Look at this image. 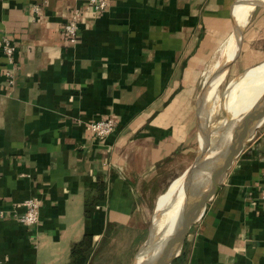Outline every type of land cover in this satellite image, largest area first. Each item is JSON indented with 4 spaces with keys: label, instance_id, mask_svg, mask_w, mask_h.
I'll return each mask as SVG.
<instances>
[{
    "label": "crops",
    "instance_id": "1",
    "mask_svg": "<svg viewBox=\"0 0 264 264\" xmlns=\"http://www.w3.org/2000/svg\"><path fill=\"white\" fill-rule=\"evenodd\" d=\"M106 1L95 10L87 0H0V38H12L16 63L8 82L0 52V264H67L84 233L94 248L108 233L121 239L131 264L162 191L153 185L190 135L204 67L236 37L253 56L237 70L264 58V1L242 20L249 0ZM76 7L79 38L69 44L61 29ZM226 95L232 116L258 113L264 75L248 68ZM100 118L116 122L102 140L88 129ZM263 194L264 121L190 226L184 264H264ZM29 197L39 220L25 226L16 215Z\"/></svg>",
    "mask_w": 264,
    "mask_h": 264
},
{
    "label": "rangeland",
    "instance_id": "2",
    "mask_svg": "<svg viewBox=\"0 0 264 264\" xmlns=\"http://www.w3.org/2000/svg\"><path fill=\"white\" fill-rule=\"evenodd\" d=\"M254 2L255 0H249L246 9H244V14L239 17L241 20L246 16L249 7ZM233 42L228 57L222 61L221 70L218 71V69L211 67V65L206 71V65L202 71L201 81L193 99L195 109L194 124L193 126L191 124L188 125L187 131L190 132V135L181 143L184 146L178 147L176 155L162 166L159 185H153L155 191L159 187L162 188V191L158 199L149 200L148 222L144 233L143 245L137 249V254L133 257V261L136 258L137 261H141L142 256L138 254L146 243L161 233L163 225H166L168 229L171 227L177 214L179 203L183 197L186 182L191 178V176H187V173L194 171L198 167L200 169L205 164H210L216 157V152L220 149V140L227 141L230 138L232 139L228 117L231 114L227 110L226 95L230 83L236 80L249 67L251 74L264 75V55L260 62L253 64L255 66L248 65L242 70H237V68H242L243 66L239 62L240 60L242 61L243 58L252 59L253 56L240 54L241 40L236 39ZM255 58H258V56ZM237 62H239L238 67L236 66ZM232 64H235V66L231 68ZM201 115L203 118H200ZM206 134L209 138L205 137ZM204 175L206 173H199L197 176L200 178ZM197 176L195 175V177ZM147 187L149 188V186ZM150 193L152 195V191ZM156 201L160 212L159 216L155 214ZM114 234L122 237L121 232H115ZM106 235L103 236L96 248L92 247L86 264H124L122 260L125 257L121 253L122 240H115L113 237H110L109 233ZM184 241L185 238L180 244L178 255L181 253ZM184 261L185 259L182 255L177 264H183Z\"/></svg>",
    "mask_w": 264,
    "mask_h": 264
},
{
    "label": "water",
    "instance_id": "3",
    "mask_svg": "<svg viewBox=\"0 0 264 264\" xmlns=\"http://www.w3.org/2000/svg\"><path fill=\"white\" fill-rule=\"evenodd\" d=\"M247 69H245L244 72ZM232 83H230V85ZM229 117L234 121V126L231 132L232 147L230 149V152L228 153L226 158H224L222 161H220L211 169H209L208 172H205L206 175H204L203 177L199 178L197 176L199 174V172H197L199 167L196 168L194 171L187 173V176H191V178L189 179V181L186 182L185 196L198 192L201 188L204 187V185L206 186L209 184H214L216 190V187L221 181L222 177L224 176L226 171H228L232 162L240 152L241 147L245 140L246 133L249 130H251V128L258 127L264 121V104L261 110L256 114H247V115L242 114L236 117L231 115ZM205 137L209 138L207 134ZM195 175L197 177H195ZM209 200L210 199H208L207 201ZM155 214L158 216L160 214L159 208L157 207V201L155 205ZM194 222L195 221H190L185 224L184 231L181 234L180 239H178L177 232L175 229L171 231L167 228L166 225H163L161 227V233L156 238L146 243L143 249L138 254L142 256L141 261H137L136 258V260L134 259V261L131 264H169L172 261V259L178 254L180 244L186 237L190 226ZM152 252L155 253L152 254Z\"/></svg>",
    "mask_w": 264,
    "mask_h": 264
},
{
    "label": "built area",
    "instance_id": "4",
    "mask_svg": "<svg viewBox=\"0 0 264 264\" xmlns=\"http://www.w3.org/2000/svg\"><path fill=\"white\" fill-rule=\"evenodd\" d=\"M88 4L92 6L95 10H103L106 5V0H87ZM33 9L35 12L38 11L39 7L34 4ZM82 9L79 7L74 8L70 11L66 21L62 25L61 35L63 39L69 43H75L79 38V25L81 23ZM0 52L6 60V70L4 75L6 76L8 82H12L13 74L16 69V63L14 61L15 46L12 38L9 35H3L0 38ZM88 129L90 134L99 140L104 139L116 129V122L110 118H100L88 123ZM22 205L24 211L16 215V219L22 225L32 226L36 224L39 220V208L40 204L36 197L26 198ZM261 207L264 213V194L261 198Z\"/></svg>",
    "mask_w": 264,
    "mask_h": 264
},
{
    "label": "bare ground",
    "instance_id": "5",
    "mask_svg": "<svg viewBox=\"0 0 264 264\" xmlns=\"http://www.w3.org/2000/svg\"><path fill=\"white\" fill-rule=\"evenodd\" d=\"M236 38H233V39L236 40ZM225 45H227V44H225ZM228 52H229L228 46L223 48L220 51L216 60L212 63L211 67H214V68L220 70L222 68V60L224 57H227ZM231 141H232L231 138L227 141L220 140V149L218 152H216L217 155L214 158V160L210 164H205L204 166H202L200 169H198L197 172H199V173L208 172L209 169H211L217 163H219L224 158H226V156L228 155V153L230 152V149L232 147ZM214 188H215L214 184H209L206 186L204 185V187L201 188L198 192H195L191 195L185 196V192H186V187H185L183 197H182V199L179 203L178 209H177V214H176V216H175V218L171 224V227L169 228V230H171V231H173L174 229L176 230L178 239H180V236L184 231L185 224L187 222H190V221H196L200 217L202 210H203V207L205 205V202L207 201V198L209 197L211 191ZM155 252H156V250H155ZM155 252H152V254H154Z\"/></svg>",
    "mask_w": 264,
    "mask_h": 264
},
{
    "label": "trees",
    "instance_id": "6",
    "mask_svg": "<svg viewBox=\"0 0 264 264\" xmlns=\"http://www.w3.org/2000/svg\"><path fill=\"white\" fill-rule=\"evenodd\" d=\"M86 214H88V212ZM92 247L93 235L90 233H84L79 241L71 245L70 261L67 264H86L87 258L89 257V254L92 251ZM182 255L185 259L184 252H181L176 258H174L171 264H177Z\"/></svg>",
    "mask_w": 264,
    "mask_h": 264
}]
</instances>
